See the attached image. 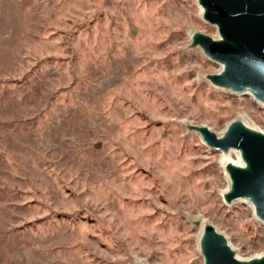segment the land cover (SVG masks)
<instances>
[{"label":"rangeland","instance_id":"1","mask_svg":"<svg viewBox=\"0 0 264 264\" xmlns=\"http://www.w3.org/2000/svg\"><path fill=\"white\" fill-rule=\"evenodd\" d=\"M201 9L0 0V264H205L203 225L264 256V222L225 201L227 162L190 129L264 133V104L191 46L219 38Z\"/></svg>","mask_w":264,"mask_h":264},{"label":"water","instance_id":"2","mask_svg":"<svg viewBox=\"0 0 264 264\" xmlns=\"http://www.w3.org/2000/svg\"><path fill=\"white\" fill-rule=\"evenodd\" d=\"M204 20L218 28L219 38L195 33L192 47H200L212 61L223 66L219 74L209 75L211 83L236 93H251L264 103V0H198ZM205 143L217 151L237 150L244 166L228 164L231 189L224 196L231 204L252 202L259 220L264 222V133L237 121L218 137L206 126H190ZM205 264H264V256L239 260L225 235L207 225L201 238Z\"/></svg>","mask_w":264,"mask_h":264},{"label":"bare ground","instance_id":"3","mask_svg":"<svg viewBox=\"0 0 264 264\" xmlns=\"http://www.w3.org/2000/svg\"><path fill=\"white\" fill-rule=\"evenodd\" d=\"M202 10V13H203V9H201ZM222 66V65H221ZM222 70H223V66H222ZM222 70H221V72H222ZM220 88V87H219ZM222 89H224V88H222ZM226 90H228V89H226ZM228 91H231V90H228ZM231 92H233V91H231ZM247 94H249V95H251L252 97H254L251 93H247ZM255 99V98H254ZM257 101V100H256ZM257 102H259V101H257ZM260 104H264V103H261V102H259ZM242 122V121H241ZM245 126H247V127H249V128H251V129H253V130H256V131H259V130H257V129H254V128H252V127H250V126H248L247 124H245L244 122H242ZM259 132H261V131H259ZM263 133V132H262ZM221 135V134H220ZM222 154H223V156H222V160L223 161H225V162H227V164L226 165H228V164H233V165H236V166H244V163H243V160H242V157H241V153L239 152V151H237V150H231V151H229V152H222V151H220ZM233 154H235V156H236V160H233V158H232V155ZM229 176V175H228ZM231 189V185H230V187L228 188V190L226 191V193L223 195V197L229 192V190ZM240 201H246V200H240ZM250 202V201H249ZM251 203V205H252V207H253V210H254V213H255V209H254V206H253V204H252V202H250ZM255 216H256V218L258 219V217H257V215H256V213H255ZM259 220V219H258ZM261 221V220H260ZM204 226L205 225H203V227H202V232H201V235L203 234V232H204ZM231 246V245H230ZM233 249V248H232ZM239 259V258H238ZM240 260V259H239ZM246 261H248V260H246Z\"/></svg>","mask_w":264,"mask_h":264}]
</instances>
